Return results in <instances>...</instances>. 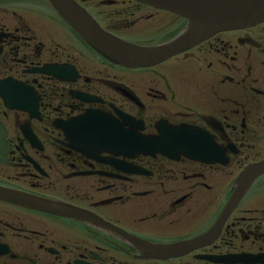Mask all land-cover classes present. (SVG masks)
Instances as JSON below:
<instances>
[{
  "label": "flooded vegetation",
  "instance_id": "obj_1",
  "mask_svg": "<svg viewBox=\"0 0 264 264\" xmlns=\"http://www.w3.org/2000/svg\"><path fill=\"white\" fill-rule=\"evenodd\" d=\"M72 1L136 45L186 26L135 0ZM262 160L264 22L124 68L48 0H0V194L17 198H0V264H264V174L220 219Z\"/></svg>",
  "mask_w": 264,
  "mask_h": 264
},
{
  "label": "water",
  "instance_id": "obj_2",
  "mask_svg": "<svg viewBox=\"0 0 264 264\" xmlns=\"http://www.w3.org/2000/svg\"><path fill=\"white\" fill-rule=\"evenodd\" d=\"M57 14L87 45L108 61L127 68L146 67L191 48L222 31L244 29L264 22V0H136L173 12L187 20L183 32L168 44L140 47L103 32L72 0H48ZM134 147V152H141ZM264 174V161L247 166L239 175L225 214L243 196L251 182ZM0 198L16 202L14 195ZM191 243V242H189ZM188 243L164 247L180 250ZM141 248L142 245L138 244ZM157 250L149 245L146 249Z\"/></svg>",
  "mask_w": 264,
  "mask_h": 264
}]
</instances>
